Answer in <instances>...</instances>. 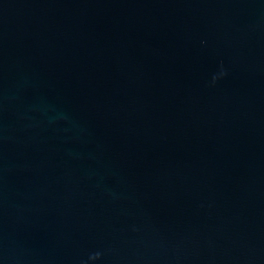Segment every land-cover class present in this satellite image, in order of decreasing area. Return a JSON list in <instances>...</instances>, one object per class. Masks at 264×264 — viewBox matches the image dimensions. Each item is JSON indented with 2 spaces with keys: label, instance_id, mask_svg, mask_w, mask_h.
Listing matches in <instances>:
<instances>
[{
  "label": "water",
  "instance_id": "95a60500",
  "mask_svg": "<svg viewBox=\"0 0 264 264\" xmlns=\"http://www.w3.org/2000/svg\"><path fill=\"white\" fill-rule=\"evenodd\" d=\"M0 264H264V0H0Z\"/></svg>",
  "mask_w": 264,
  "mask_h": 264
}]
</instances>
